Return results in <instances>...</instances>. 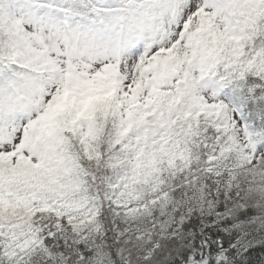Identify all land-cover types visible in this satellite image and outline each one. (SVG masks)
<instances>
[{
  "label": "snow or ice",
  "instance_id": "obj_1",
  "mask_svg": "<svg viewBox=\"0 0 264 264\" xmlns=\"http://www.w3.org/2000/svg\"><path fill=\"white\" fill-rule=\"evenodd\" d=\"M0 264H264V0H0Z\"/></svg>",
  "mask_w": 264,
  "mask_h": 264
}]
</instances>
